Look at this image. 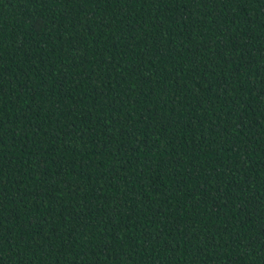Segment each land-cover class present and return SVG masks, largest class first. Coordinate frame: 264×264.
Returning a JSON list of instances; mask_svg holds the SVG:
<instances>
[{"label":"trees","instance_id":"16d2710c","mask_svg":"<svg viewBox=\"0 0 264 264\" xmlns=\"http://www.w3.org/2000/svg\"><path fill=\"white\" fill-rule=\"evenodd\" d=\"M0 264H264V0H0Z\"/></svg>","mask_w":264,"mask_h":264}]
</instances>
